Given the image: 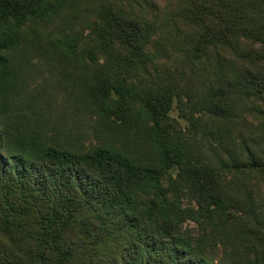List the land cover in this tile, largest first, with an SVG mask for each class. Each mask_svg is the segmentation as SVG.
Listing matches in <instances>:
<instances>
[{"label": "rangeland", "instance_id": "374dc122", "mask_svg": "<svg viewBox=\"0 0 264 264\" xmlns=\"http://www.w3.org/2000/svg\"><path fill=\"white\" fill-rule=\"evenodd\" d=\"M114 3L151 24L144 55L124 64L123 75L135 94L152 98L155 108L160 105L156 120L140 113L143 104L138 99L127 97L120 104L116 102L118 96L113 91L109 104L115 111L104 118L97 116L94 103L87 106L86 99H71L72 87L67 86L62 74L66 67L77 65L85 70V63L100 66L115 61L113 55L105 52L100 39L106 0H44L49 16L31 17L21 25L0 14V37L17 36L15 59L22 61L20 69L31 74L26 78L31 84L26 90L47 89L55 108L47 105L43 95H37L33 100L44 112L40 114L54 127L63 123L73 129L82 151L106 146L123 151L136 161L150 163L157 158L159 143L179 145L186 147L191 164L200 169L201 180L204 173L210 172L226 201L220 211L203 206L184 169L176 166L161 175L165 191L162 200L172 211L178 209L173 233L192 244L191 249L179 246L178 259L183 264H201V260L206 264H232L226 257L235 249L243 251L248 263L253 264L255 255L264 248V167L250 166L253 162L264 163L262 106L246 99L237 88L238 63L228 52L221 50L201 58L190 52L192 30L182 19L175 18L185 0ZM38 42L44 47L49 42L73 46L75 55L64 54L53 62L35 50ZM88 51L93 53L92 60ZM71 58L78 62L73 63ZM14 90L19 91L16 87ZM89 100L95 102L91 97ZM13 109L19 114L26 111L20 105ZM11 131L16 133L15 129ZM58 133L49 131L50 135ZM20 155L28 157L19 159ZM38 156L35 149L25 151L14 136L0 137L1 174L26 169L46 186L60 188L62 195L67 190L72 198V202H64L76 216L69 227L59 228L68 257L61 264H175L167 254L170 245L165 244L167 239L160 232L157 216L151 220L147 214L152 199L150 186L136 183L120 189L114 185L116 176L109 165L81 166L84 192L78 186L72 188L67 181L62 185L60 173L46 180L43 172L48 173L51 167H42L41 161L33 160ZM37 198H42L41 193ZM232 217L236 219L229 221ZM14 229L22 232L20 239L13 232L18 247L12 245L4 252L5 262L0 264H58L51 252L47 260L37 259L34 235L39 232ZM230 235H239V239H227ZM4 238L8 242L14 239L8 235ZM146 243L150 247L156 243L157 249L149 253ZM161 245L165 246L164 252Z\"/></svg>", "mask_w": 264, "mask_h": 264}, {"label": "trees", "instance_id": "16d2710c", "mask_svg": "<svg viewBox=\"0 0 264 264\" xmlns=\"http://www.w3.org/2000/svg\"><path fill=\"white\" fill-rule=\"evenodd\" d=\"M116 4L114 0H106L100 35L105 52L113 55L115 61L100 66L85 63V70L77 65L68 66L62 73L63 77L67 86L72 87L71 99L77 97L78 102H85L86 99L87 106L94 103L98 117L104 118L107 113L115 111L109 104L113 91L118 96L116 102L119 101L120 104L127 97L138 99L143 104L140 113L156 120L160 114V105L155 108L156 103L152 98L135 94L123 75L124 64L133 63L144 55L151 24L144 18L125 12ZM0 14L5 18H12L18 25L31 17L45 19L49 16L44 0H0ZM178 17L192 30L193 45L190 52L196 58L207 57L210 53L219 54L221 50L228 52L238 63L237 88L246 99L260 104L264 110V0H185L181 10L176 12L175 18ZM39 43L36 44L35 50H39L40 54L50 60L54 59L53 62L64 54L75 55L73 46L61 47L49 42L44 47ZM18 44L15 34L0 37V137L12 135L24 146L25 151L35 149L39 156L32 157L33 160L41 161L42 167H51L48 173L43 172L46 180L60 173L62 185L67 181L72 188L77 189L78 186L85 192L86 188L80 180V167L101 168L109 165L114 170L111 173L116 176L114 185L120 189L122 186L136 183L150 186L152 199L147 209L148 217L153 220L157 216L160 232L167 239L165 244L170 245L168 256L174 259L175 264H183V261L178 259L179 246L191 249L192 244L186 237L173 233V227H177L174 217L177 216L178 209L172 211L164 204L162 199L165 191L161 175L176 166L184 169L191 181L193 192L202 200L203 206L216 207L217 211H220L226 201L214 184L210 172L204 173L201 180L200 169L191 164L186 147L179 145L169 147L165 143H159L155 151L157 158L150 163L136 161L129 154L106 146L82 151L80 138L73 129L63 123L54 127L40 114L44 112L38 107L37 100H33L37 95H43L50 108L55 107L45 87L35 88L37 90L34 91L26 90L27 85H31L26 78H30L31 74L18 67L22 62L15 59ZM88 54L92 60L93 53L88 51ZM72 61L78 62L77 59ZM42 84L44 86V82ZM23 86L24 89L21 90ZM15 87L18 92L14 90ZM22 91L24 93H21ZM89 97L95 102H91ZM158 103L162 104L163 101L159 99ZM16 105L26 111L23 114L16 113L13 109ZM79 106L77 104V107ZM64 108L66 109L65 105ZM121 109L123 112L127 111L126 108ZM4 110H7L6 116ZM29 111L36 114H29ZM11 129H15L16 133ZM53 130L58 131V135H50L49 131ZM27 157L20 155L19 159ZM238 166L244 167L245 164ZM250 166L264 167V163L253 162ZM34 167L32 162L33 170ZM59 189L46 186L42 180H36L31 171L26 169L21 168L18 172L11 169L6 174L0 173V262H5L2 254L12 249V245L18 247L15 245L14 228L25 229L31 233L39 232L34 235L37 259L47 260L51 255L49 252L58 264L68 258L64 251L66 243L59 228L64 230L69 227L76 213L66 208L64 199L72 202L68 191L64 188L66 193L62 195ZM38 193H41L42 198H37ZM63 211L67 214L66 218ZM234 219L236 218L232 217L229 221ZM55 230L59 231L55 233ZM16 233L20 239L22 232ZM5 235L14 239L8 242L4 238ZM230 238L239 239V235L227 237ZM155 245L156 243L150 247L149 243H146L149 253L157 249ZM160 249L164 252L165 246L161 245ZM230 252V256L226 258H229L232 264H250L243 251L235 249ZM200 263L206 264L205 260ZM253 264H264V248L255 255Z\"/></svg>", "mask_w": 264, "mask_h": 264}]
</instances>
